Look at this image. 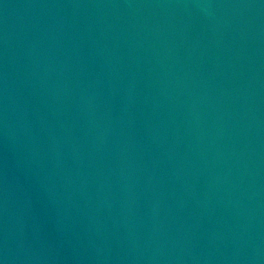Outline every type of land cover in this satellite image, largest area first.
Segmentation results:
<instances>
[{"label":"water","instance_id":"water-1","mask_svg":"<svg viewBox=\"0 0 264 264\" xmlns=\"http://www.w3.org/2000/svg\"><path fill=\"white\" fill-rule=\"evenodd\" d=\"M0 264H264V0H0Z\"/></svg>","mask_w":264,"mask_h":264}]
</instances>
